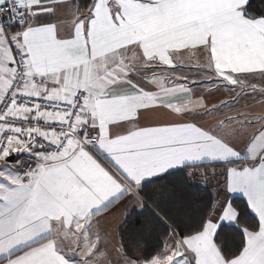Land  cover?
<instances>
[{"label":"snow or ice","instance_id":"6c2138e0","mask_svg":"<svg viewBox=\"0 0 264 264\" xmlns=\"http://www.w3.org/2000/svg\"><path fill=\"white\" fill-rule=\"evenodd\" d=\"M0 264H264V0H0Z\"/></svg>","mask_w":264,"mask_h":264}]
</instances>
